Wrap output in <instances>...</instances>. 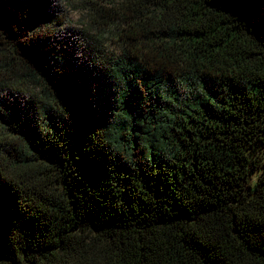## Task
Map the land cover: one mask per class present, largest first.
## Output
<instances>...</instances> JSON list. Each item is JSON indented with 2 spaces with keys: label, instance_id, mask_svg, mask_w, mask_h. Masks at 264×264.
<instances>
[{
  "label": "trees",
  "instance_id": "16d2710c",
  "mask_svg": "<svg viewBox=\"0 0 264 264\" xmlns=\"http://www.w3.org/2000/svg\"><path fill=\"white\" fill-rule=\"evenodd\" d=\"M68 2L0 0V264H264V0Z\"/></svg>",
  "mask_w": 264,
  "mask_h": 264
},
{
  "label": "rangeland",
  "instance_id": "374dc122",
  "mask_svg": "<svg viewBox=\"0 0 264 264\" xmlns=\"http://www.w3.org/2000/svg\"><path fill=\"white\" fill-rule=\"evenodd\" d=\"M69 0H61L62 8L67 10L68 13V22H66L63 27L65 31H69L71 33L76 32L81 29L83 23V13L84 11L77 7L76 2H68ZM70 3V4H69ZM109 29H113L112 27ZM107 28L101 29L99 31L100 38L102 41V46L105 47L107 51L113 49L114 42L111 40L113 30H109Z\"/></svg>",
  "mask_w": 264,
  "mask_h": 264
}]
</instances>
